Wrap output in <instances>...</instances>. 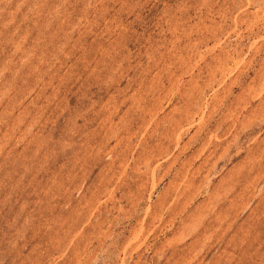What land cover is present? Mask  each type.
<instances>
[{"label":"rangeland","instance_id":"374dc122","mask_svg":"<svg viewBox=\"0 0 264 264\" xmlns=\"http://www.w3.org/2000/svg\"><path fill=\"white\" fill-rule=\"evenodd\" d=\"M0 264H264V0H0Z\"/></svg>","mask_w":264,"mask_h":264}]
</instances>
